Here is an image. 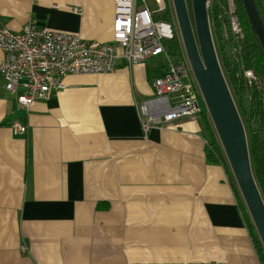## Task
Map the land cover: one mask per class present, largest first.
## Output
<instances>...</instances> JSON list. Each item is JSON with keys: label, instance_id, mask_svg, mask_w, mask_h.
<instances>
[{"label": "crops", "instance_id": "0c3cea01", "mask_svg": "<svg viewBox=\"0 0 264 264\" xmlns=\"http://www.w3.org/2000/svg\"><path fill=\"white\" fill-rule=\"evenodd\" d=\"M31 19L112 41L114 0H0V29ZM163 70L120 59L28 109L0 73V264H261L198 118L143 130L136 104Z\"/></svg>", "mask_w": 264, "mask_h": 264}, {"label": "built area", "instance_id": "2783aa9c", "mask_svg": "<svg viewBox=\"0 0 264 264\" xmlns=\"http://www.w3.org/2000/svg\"><path fill=\"white\" fill-rule=\"evenodd\" d=\"M154 2L157 8L151 11L146 0H114L113 39L107 42L50 30L32 19L19 31L1 28L0 73L5 90L28 109L34 101L47 100L52 91L62 89L68 75L108 74L120 59L133 67L159 58L164 70L152 80L153 96L136 104L143 130L169 127L185 117L197 119L204 108L201 93L197 84L184 81L190 70L187 58L174 62L166 53L163 42L173 37L176 26L164 17L166 0ZM227 3L232 33L241 39L235 4ZM154 13H162L163 20L154 18ZM244 74L248 81L256 79L251 69ZM11 129L23 134L27 126L16 120Z\"/></svg>", "mask_w": 264, "mask_h": 264}, {"label": "trees", "instance_id": "16d2710c", "mask_svg": "<svg viewBox=\"0 0 264 264\" xmlns=\"http://www.w3.org/2000/svg\"><path fill=\"white\" fill-rule=\"evenodd\" d=\"M186 1L190 7L191 0ZM233 1L243 32L241 39L232 33L227 0L209 1V22L219 63L227 84L233 92L232 97L245 128L253 176L264 201V92L262 90V86H264V52L252 31L242 0ZM254 1L264 24V0ZM166 4L164 14L169 16L172 7L168 0H166ZM163 44L166 53L174 62L184 59L183 44L178 32L175 31L173 37L166 39ZM246 69L253 70L257 78L247 81L244 77ZM198 120L206 141L205 156L210 162L222 164L227 171L235 193L237 207L249 231L258 259L261 264H264V248L231 174L229 164L205 107Z\"/></svg>", "mask_w": 264, "mask_h": 264}, {"label": "water", "instance_id": "95a60500", "mask_svg": "<svg viewBox=\"0 0 264 264\" xmlns=\"http://www.w3.org/2000/svg\"><path fill=\"white\" fill-rule=\"evenodd\" d=\"M264 52V24L254 0H242ZM184 52L244 204L264 248V201L253 176L247 136L215 49L208 15L209 0H172Z\"/></svg>", "mask_w": 264, "mask_h": 264}, {"label": "rangeland", "instance_id": "374dc122", "mask_svg": "<svg viewBox=\"0 0 264 264\" xmlns=\"http://www.w3.org/2000/svg\"><path fill=\"white\" fill-rule=\"evenodd\" d=\"M147 1V3H148V6H149V8H150V10L151 11H154V10H156V8H157V5H156V3L154 2V0H146ZM169 1V4L171 5V7H172V11H171V13L170 14H168L169 16H164V17H166V19H167V17H168V19L176 26V28L174 27V32L176 31V32H178V34H179V36H180V33H179V29H178V25H177V20H176V17H175V12H174V8H173V5H172V0H168ZM210 1V0H209ZM234 2V1H233ZM186 3L188 4V1H186ZM187 7H188V10H189V14H190V17H191V21H192V24H193V14H192V7H191V5H190V7L187 5ZM165 15V14H164ZM153 17L154 18H156V19H161V20H163L162 19V13H154L153 14ZM167 19V20H168ZM193 27H194V24H193ZM181 38V37H180ZM183 50H184V48H183ZM186 57V55H185V52H184V58ZM187 58V57H186ZM190 65V64H189ZM224 75V74H223ZM225 77V76H224ZM244 77H245V79H247V77L245 76V74H244ZM255 78H257V77H255ZM254 78V79H255ZM184 81L185 82H187V83H193V84H197L196 83V80H195V78H194V75H193V72H192V70H191V67H190V70H189V72H188V75L184 78ZM247 81H248V79H247ZM229 85V84H228ZM229 89H230V92H231V95L233 96V92H232V90H231V88H230V86H229ZM262 90H263V92H264V86H262ZM200 102L204 105V107H205V109H206V106H205V104H204V101H203V98L202 97H200ZM207 111V110H206ZM208 113V112H207ZM209 116V115H208ZM210 118V117H209ZM210 122H211V119H210ZM212 123V122H211ZM213 126V125H212ZM214 128V127H213ZM216 133V132H215ZM216 136H217V134H216ZM217 138H218V136H217ZM219 140V139H218ZM231 171V170H230ZM231 174H232V171H231ZM232 176H233V174H232ZM235 180V179H234ZM236 182V181H235ZM239 190V189H238ZM240 192V191H239ZM241 195V194H240ZM242 197V196H241Z\"/></svg>", "mask_w": 264, "mask_h": 264}]
</instances>
